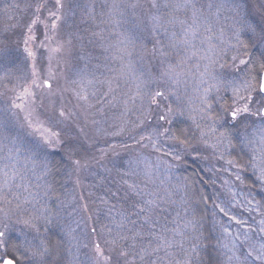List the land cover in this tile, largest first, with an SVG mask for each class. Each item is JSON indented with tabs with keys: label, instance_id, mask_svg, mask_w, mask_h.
Masks as SVG:
<instances>
[{
	"label": "snow or ice",
	"instance_id": "6c2138e0",
	"mask_svg": "<svg viewBox=\"0 0 264 264\" xmlns=\"http://www.w3.org/2000/svg\"><path fill=\"white\" fill-rule=\"evenodd\" d=\"M146 2L150 12V32L154 39L150 53L145 45L140 44L138 47L137 44L142 39L137 32L142 21L136 9L145 7L140 0H133L132 3H126L125 0H111L110 3L109 0H100L99 13L95 2L82 4L80 0H36L35 4L28 5L33 15L26 24V32L21 34L22 39L13 43L11 36L5 35L0 40V66L12 65L19 73L15 78L18 82V95L8 103L4 111L10 112L14 118H18L20 112L25 113L19 128L31 138V150L43 153L45 174L49 171V149H64L69 159L82 150L95 149L98 155L93 156V162L102 164L110 154L117 155L118 147L127 150L132 145H118L104 140L105 146L96 148L100 131H103L104 136L118 138L126 131L131 133L137 129L143 130L154 113L155 126L148 135L139 134V139L129 135L133 144L140 147L150 144L153 150L161 152L160 145L164 142V155L177 162H185V157L192 156L193 153L198 158L202 145L205 149L213 150L221 168L215 169L213 166L201 171L212 172L215 169L216 172H229L234 181L242 183V174L251 169L256 183L264 188V126L254 130V134L256 131L259 133L258 139L248 141L253 145L250 158L225 159L226 154L230 155L227 147L232 146L229 137L237 125L242 124L247 129L249 118L264 121V57L259 62L254 61L249 55L248 45L238 39L237 46L231 49V56L223 54L210 61L203 72H200L198 61L188 67L199 51L195 42L199 40L203 44L211 40L210 35L203 38L200 35L203 26L201 21L207 20L204 6L200 4V0ZM247 5L248 0H242L235 7L244 9ZM211 7L209 4L208 8ZM252 7L259 14L260 22L245 23L243 27L257 36L259 42L264 43V0H258ZM126 9L132 10L131 27L120 31L121 22L128 23L124 15ZM78 10L82 12L79 21L76 19ZM90 22L91 27L96 30H89L88 27L81 29L80 24L88 25ZM41 26L42 31L37 35L36 30ZM204 30L211 32L210 27H205ZM89 45L93 50L98 48L99 53L93 55L92 51L87 50ZM22 53L23 60L20 59ZM145 55L159 58L161 66L167 65L160 73V78L167 77L173 84H178L186 71L191 72V68L200 72L201 77L208 74L216 81L204 89L205 95L201 98L199 112L189 117L195 126V132L189 135L187 130L174 131L166 126L172 123L173 117L184 115L179 106H161V101L175 96V92L166 85H158L156 89L142 93V85L137 83L134 96L122 102L126 107L129 99L134 101L135 96L142 99L146 96L149 108L147 112L141 113L143 118H138V123H133L131 129L127 128L125 121L115 127L114 131L97 128L95 136H90L86 131L88 125L106 123L110 118L108 112L121 102V95L128 96L122 90L129 80H140L145 76V71L138 70L133 60L134 56L143 60ZM65 71L68 75H65ZM147 75L152 77L151 69L147 70ZM240 76L243 79L237 85L236 80ZM61 77L65 79L67 86L54 87ZM9 83L13 81L9 80ZM13 88H17L16 83H13ZM213 89L217 96L209 100L208 93ZM229 90L231 96L225 98L224 93ZM65 93H69L75 101L72 107L65 102ZM176 99L179 100V97L176 96ZM16 100L20 102L17 103ZM213 104L217 107L214 108ZM37 107L41 109L43 119L40 116L33 118ZM124 115L126 112L121 113V116ZM81 118L83 124L79 122ZM0 126L6 127L3 124ZM73 132L75 136L72 135ZM72 164L78 171L87 165V161L82 165L80 159H74ZM4 175L7 176V172ZM212 183L215 184V180ZM223 183L225 186L229 185V181ZM152 184L154 180L150 173L145 172L144 179L140 180L139 173L130 161L128 171L116 183V191L109 190L106 198H101V203L108 206L109 216L115 209V205L109 204L110 200H117L121 204V210L118 212L119 220L114 217L111 220L116 226V234L110 242H106L115 247L106 249L100 243H94V264H225L219 259L218 245L228 249L230 253L227 255V264H264V205L259 201L255 202L254 208L249 201V207L245 209L249 212L256 211L260 216L258 221L253 218V227L248 221L232 214L237 207L245 208L243 202L236 201L234 194L228 200L217 202L219 196L213 198L202 192L198 193L199 203L207 205L209 200L212 201L213 216L221 217L217 223L227 241L221 245L219 237L213 242V238L209 236L207 244H202V217L196 218L195 209L192 210V219H181L177 213L171 220L175 227H168L167 205L173 203L171 197L175 192L187 186L177 184L174 189H165V194L160 195L159 189L150 187ZM228 190L231 192L230 187ZM5 203L9 202L5 199ZM181 203L189 202L182 197ZM81 207L84 211L88 210L87 204ZM5 215L7 216V212ZM39 219L37 215L17 221L29 228L31 234L30 239L25 235L19 244L10 243L7 223L0 228V264H64L61 242L50 240L41 233ZM233 222L245 231L237 230L233 233L230 227ZM186 229H191L192 234H187ZM107 231L111 234L113 229L107 228ZM91 232L95 233L96 229L92 228Z\"/></svg>",
	"mask_w": 264,
	"mask_h": 264
},
{
	"label": "rangeland",
	"instance_id": "374dc122",
	"mask_svg": "<svg viewBox=\"0 0 264 264\" xmlns=\"http://www.w3.org/2000/svg\"><path fill=\"white\" fill-rule=\"evenodd\" d=\"M14 2V10L11 13L9 12L8 15L6 14L5 17L0 18V40L5 35H9L12 37L13 43H16L22 39L21 34L26 32V24L33 15L32 9L28 5L35 4L36 0H13ZM80 2L82 4L95 2L97 13L101 11L99 6L100 0H80ZM110 2L111 0H109ZM125 2L132 3L133 0H125ZM140 2L145 7L143 9H136L137 15L142 21L140 27L137 29L142 39L138 40L137 44L138 47L140 44L145 45L150 53L154 44V39L150 32L151 22L148 19L150 12L148 11L146 0H140ZM240 3H242V0H200V4L204 6V14L207 17V20L201 21L203 26L200 29V35L201 38L210 35L211 40L203 44L199 40L195 42L199 51L197 56L189 62L188 67H191V65L196 64L198 61L200 72H203L204 67L210 65V61L216 60L223 54L231 56L233 54L231 49L237 46L238 39L241 41L246 39L251 42L252 45L259 48L261 56L264 57V43L259 42L257 36H254L253 33L243 27L245 23L259 24V14L252 7L254 3H258V0H248L247 8L237 9L235 6ZM16 4H20L19 7L21 8L17 7ZM209 4L212 5L211 8H208ZM104 11L107 10L105 9ZM81 15V10H78L77 21L80 20ZM124 15L128 23L122 21L120 31L131 27L133 19L132 10L126 9ZM12 19L14 20L12 21ZM80 27L81 29L88 27L89 30H96L91 27V22L88 25L80 24ZM100 27H105V25H100ZM205 27H210L211 32H205ZM238 29L239 32L237 31ZM41 31L42 26L36 30V34L40 35ZM87 50L92 51L93 55L99 53V49L93 50L91 45L88 46ZM20 59L23 60V53ZM133 60L138 70L145 71V76L141 77L140 80H129L128 85L122 90L123 92H127L128 96L121 95V102L117 104L116 108L108 112L110 118L106 123L99 125L89 124L86 129L89 135L95 136L97 128L114 131L115 127L125 121L127 122V128L131 129L133 123H138V118H143L141 113L147 112L149 108L146 96L143 99L140 96H135L134 101L129 99L126 107L122 102L128 99V97L134 96L137 83L142 85V93L156 89L158 85H166L171 91L175 92V96H170L168 100L161 101V106L163 107L167 104H171L174 108L179 106L183 110L184 115L173 117L172 123L166 126L171 127L174 122H182L190 128V135H192L195 132V126L189 117L195 116L199 112V108L202 106L201 98L205 95L204 89L215 84L216 81L208 74L201 77L200 72H197L195 68H191V72L186 71L178 84H173L167 77L160 78V73L167 65L161 66L159 58L154 59L151 55H145L143 60L138 59L136 56L133 57ZM148 69H151L152 77H148ZM18 75L19 73L14 66H0V124L6 125V127L0 126V228L7 223L9 225V240H15L17 244L24 240L25 235H28L29 239L31 238L30 229L25 227L23 223H17V221H23L29 216L38 215L40 217L38 223L41 233L45 229L46 231L47 229L57 231L62 247L68 250L67 254H63L64 264H94V243L98 242L106 249L115 247L106 242H110L116 234V226L111 223V220L113 217L117 221L119 220L118 212L121 210V207L116 206L115 199L110 200L109 204L115 205V209H113L111 216H109L108 206L101 203V200L98 199L101 196L106 198L107 190H93L95 188L93 183L106 182L108 184V191H116V183L120 181L121 175L128 171V165L131 161L133 168L139 173V179L143 180L144 173L149 172L154 180V184L150 185V187L159 189L160 195H164L165 189H170L173 181L175 179L178 180L177 173L187 161L199 164L201 169H209L213 168V166H215V169L221 168V163L215 159L213 150L210 148L205 149L202 145L200 146L201 151L198 158L193 153L192 156L185 157V162H177L164 155V142H161L160 145L161 152L153 150L150 144L147 147L133 144V141L128 138L130 134L139 139V134L148 135L152 127L155 126V114L153 113L152 120L146 122V127L143 130L137 129L131 133L126 131L118 138L104 136L103 131H100L99 142L96 148L104 147V140L118 145H132L127 150L118 147L117 155L110 154L102 164L93 162V156L98 155L95 149L82 150L79 154L73 155L72 159L68 158L64 149H49L50 154L47 156L49 171L45 174L43 167L45 157L43 153H36L31 150V138L26 135L23 129L19 128V124L23 123L25 113L20 112L18 113V118H14L10 112L4 111L8 103L11 100H15V97L18 95V82L15 80ZM65 75H68L67 71H65ZM137 75H139V71ZM69 78L72 77L69 76ZM242 79L243 76L238 77L236 84L238 85ZM9 80L17 84L16 89L13 88V83H9ZM66 86L65 79L61 77L58 85L54 87L63 88ZM129 87L131 91H129ZM176 96L179 97V100L176 99ZM216 96L217 93L213 89L208 93L207 98L213 100ZM224 96L225 98L230 97L231 91L229 90V92L224 93ZM64 100L68 103L69 107H72L75 103L69 93L64 94ZM16 102L19 103L20 101L16 100ZM39 103L40 101L38 100L37 105ZM213 107H217V105L213 104ZM122 112H126V115L121 116ZM36 116H40L43 119L39 107H37L36 112L33 114V118L35 119ZM79 122L83 124V119L81 118ZM248 123L249 127L247 129H244L241 124L237 125L236 129L231 132V136L238 141L239 148L243 152L241 157L244 159L250 158L253 148V145L248 143V141L254 138L258 139L259 133L256 131L254 134V130L264 126V121H261L259 118H249ZM109 125L114 126L109 127ZM72 126L75 127L74 124ZM72 135L75 136V132ZM229 139L231 140L230 137ZM227 144L226 140L225 147H227ZM227 151L230 153L231 147H227ZM55 153L58 154L61 160V188L63 190V186H65L67 187V191H63L62 193H60L61 191L59 193L52 192L51 194L52 169L50 171V165L54 158L52 156ZM231 158L230 155L226 154L225 159ZM74 159H80L82 165L87 161V165L77 171L72 164V160ZM5 165H7L6 168ZM215 169L212 172L202 171L209 186L208 195L213 198L219 196L220 199L217 202H220L230 199L234 194L236 201L243 202L245 208L237 207L232 214L248 221L249 224L255 227L253 218L256 221L260 219L258 212H249L245 209L249 207V201L252 202L251 207L254 208L256 206L255 202L257 200L255 201L254 198L257 194L260 195L261 204L264 205V188H261L259 183H256L253 171L251 169L245 171L242 174L243 182L241 183L234 181L229 172H216ZM5 172H7V176L4 175ZM246 176L249 177L250 184ZM77 180L80 182L77 183ZM213 180H215V184L212 183ZM224 181H229V185L225 186ZM254 184L255 187H253ZM229 187L231 188V192L228 190ZM253 189L254 192L251 193ZM185 195V192H175L171 197L173 203L167 205L168 227L170 228L175 227L171 223V220L176 217L177 213L180 214L181 219H192L193 214L192 209L188 207L189 203H181V198ZM5 199L9 203H5ZM190 201L193 203L192 200ZM83 204L88 205L87 211H84L81 207ZM185 208H188L187 212ZM5 212H7V216ZM207 220L213 242H215V238L219 237L221 245L227 243L217 223L218 220H221V217L213 216L212 201L208 209ZM177 222L179 223L180 221L178 220ZM225 223L227 222L225 221ZM230 227L233 233L237 230L241 232L245 231L244 228L236 225L234 222ZM92 228L96 229L95 233L91 232ZM107 228L113 229L111 234L107 231ZM46 231H44L45 234ZM185 232L190 235L192 234L191 229H186ZM44 233L42 234L45 236ZM185 247H187V244ZM217 247L220 254L219 259L227 264V255H230L228 249L220 245ZM178 258L180 257L178 256Z\"/></svg>",
	"mask_w": 264,
	"mask_h": 264
},
{
	"label": "trees",
	"instance_id": "16d2710c",
	"mask_svg": "<svg viewBox=\"0 0 264 264\" xmlns=\"http://www.w3.org/2000/svg\"><path fill=\"white\" fill-rule=\"evenodd\" d=\"M19 5H17V7H19ZM14 6H15V2L13 3V0H0V18L5 17L6 14L8 15L9 12L11 13L14 10L13 9ZM13 20L14 19H12V21ZM242 41L248 45V52H249V55L253 58V60L256 62H259L262 58L259 48L252 45L251 42L247 41L246 39ZM170 128H172L174 131L184 129V130H187V133L189 135L191 134L190 128L182 122H178V121L174 122ZM230 138H231V145H232L231 151H230V157L232 158L235 157L239 159L241 158L243 152L239 148L240 146L238 144V141L234 139L231 135H230ZM52 158H53L52 164L50 165V171L52 169V177H51V183H50L51 194L52 192L59 193L60 191H61L60 193H62L63 191H67V187L63 186V190L61 188L62 186V179H61V173H60V166H61L60 161L61 160L59 159V156L56 153L52 156ZM177 177H178V180L175 179V181H173L170 189H174L177 184L187 186L185 189H181L180 191L183 193L184 192L186 193V195L183 198L189 202V206H188L189 208H191L192 210L195 209L196 218L200 219L202 217V219H200V234H201L200 242L202 244H207L208 242L207 238L209 236H212L211 230L209 228L208 220H207L208 209L210 207L211 200L208 201L207 205L198 202L199 200L198 193L202 192L204 195L209 196L208 195L209 186L207 184V180L203 176L200 165L197 163L191 162V161H187L182 166V168L177 173ZM248 179L249 177L247 178V180ZM201 180L203 181V183H201ZM248 182L250 184L251 181L248 180ZM93 185L95 186L93 190L100 189V190H107L108 192V184L106 182L93 183ZM253 192H254V189L252 190L251 193ZM101 198L103 197L101 196L98 199L101 200ZM260 199L261 198L259 194H257L254 198L255 201L257 200L261 203ZM190 200H192L193 203ZM116 206L121 207L120 203H118L117 200H116ZM44 231L45 230H43L42 233H44ZM45 236L49 238L50 240L61 242L60 236L58 235V232L55 230L47 229ZM10 243L17 244L15 240H11V239H10ZM60 247H61L62 255L67 254L68 250L67 249L65 250V248L62 247V243L60 244Z\"/></svg>",
	"mask_w": 264,
	"mask_h": 264
}]
</instances>
